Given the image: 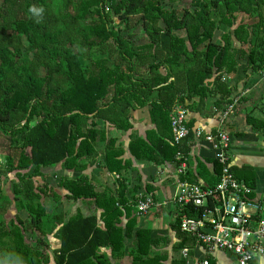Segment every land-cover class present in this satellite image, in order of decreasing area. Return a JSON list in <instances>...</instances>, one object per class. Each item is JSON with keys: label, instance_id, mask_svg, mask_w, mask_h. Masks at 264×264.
<instances>
[{"label": "trees", "instance_id": "1", "mask_svg": "<svg viewBox=\"0 0 264 264\" xmlns=\"http://www.w3.org/2000/svg\"><path fill=\"white\" fill-rule=\"evenodd\" d=\"M177 1L0 0V156L6 167L0 176L17 178L11 203L17 213L8 222L0 187V262L113 264L103 248L120 257L125 239L133 237L131 264H165L166 254L156 250L169 240L164 231L137 227V199L153 188L147 184L139 191L123 175L130 160L123 159L117 137L108 136L109 127L129 130L131 110L148 106L154 127L145 136H132L128 149L137 159L177 165V153L189 157L196 143L197 119H188L189 135L176 143L174 105L192 106L186 102L197 97L194 105L201 111L206 98L218 96L214 104L221 110L237 95L226 74H236L238 81L264 73V0H191L190 6L176 8ZM138 26L147 40L137 44L132 30ZM255 107L246 121L264 135V116L256 115ZM100 141V164L119 174L115 191L96 190L85 174L62 177L63 195L36 179L44 167L58 163L76 171L96 163ZM191 162L182 179L200 182L212 163L218 178L207 182H218L216 157ZM232 169L255 187L251 167ZM46 196L93 200L101 216L50 214ZM21 210L29 219L18 215ZM49 221L53 224L46 226ZM171 226L181 234L174 249L194 245L181 231L180 218ZM29 230L40 234L37 246L28 242ZM49 232L60 240L51 252L45 238ZM172 263L186 264V259Z\"/></svg>", "mask_w": 264, "mask_h": 264}, {"label": "crops", "instance_id": "2", "mask_svg": "<svg viewBox=\"0 0 264 264\" xmlns=\"http://www.w3.org/2000/svg\"><path fill=\"white\" fill-rule=\"evenodd\" d=\"M235 75L231 74L229 79L237 86L235 90L236 94H241L240 97H245V99L238 102L235 112L230 116L227 122V127L232 137L230 150L231 162L236 168L246 166L252 168L255 173V192L264 206V135L255 132L252 126L246 121V114L255 106V114L257 113V109L262 108L258 107L264 96V77H262V74H255L250 77H243L242 75V78L237 81L238 78L234 77ZM217 98L218 96L206 98V104L201 111H198L195 108L196 105H194L198 101L197 97L187 101L186 104H193L192 106H187L189 110L188 119H197V127H203L206 130L212 131L215 130L219 123L217 115L220 111L214 104ZM262 112L264 113V110H262ZM130 121L133 125L132 128L127 131L113 128L110 133H108V136L117 137V140L125 149L123 159L130 160L131 165L128 170L122 173L129 179L131 185H139V191L146 190L147 184H150L153 188L149 194L154 196L158 204L154 206L155 208L152 213L149 211L145 215H138L137 227H151L164 231V236H167L169 240L167 243L157 247L156 250L163 251V253L166 254L167 259L165 260V264H173V259L181 257L180 248L174 249L181 241V234H179L180 231L178 229H174L171 226V223L174 221V211L173 208L171 206L169 208L168 204L166 205L165 202L175 191V182L178 178V173L176 172L177 165L173 162L157 165L146 160L135 158L128 149L132 136H145L146 130L154 127L150 119L148 106L132 109L130 112ZM97 148L100 151L96 163L94 162L92 165L88 164L83 170L76 171L73 168H67L65 165H62V163H58L53 166L44 167L43 174L36 176V179L41 183L48 184L54 191L63 195L67 190L59 183L62 177H75L80 174H85L92 179L96 190L102 191L109 187L115 191L118 186L117 179L119 178V174L110 172L103 164H100L103 156L102 151L104 150V143L102 141L97 143ZM216 154L217 150L210 142L205 140L197 141L191 150L189 161H192V166L196 164V157H216ZM212 166V163L208 164V169L211 173H208L207 178L199 177L198 179L200 182L208 184V178H218L217 175L212 174ZM154 167L156 171L159 172L156 173V171L152 169ZM52 180H57L62 191L54 187ZM50 197L49 202L53 204V208L50 209L48 204V213L53 211L54 214H63L66 219L79 212L84 215L96 213L98 217L101 216L102 209L98 208L93 200L91 206L89 203L90 201H86L87 205L82 203L84 201L83 199L72 200L63 196L61 199L55 200L53 196ZM50 199H52V201ZM164 214L170 215L171 218H168V220L165 219ZM148 221L151 223L149 224ZM48 223L51 225L53 224L50 221ZM99 224L101 226L103 225L102 219L99 220ZM133 240V237H127L125 239L124 255L120 257L113 258L109 248H103V251H106L110 255L113 264H131L132 260L129 251L134 246ZM46 243L48 247L47 251L50 252L49 246L54 250L60 245V240L54 236V232H49L46 237ZM192 252L198 257H207L211 264H237L234 255L229 252L214 251L211 253L205 251L202 247H195ZM251 264H264V259L257 256Z\"/></svg>", "mask_w": 264, "mask_h": 264}, {"label": "built area", "instance_id": "3", "mask_svg": "<svg viewBox=\"0 0 264 264\" xmlns=\"http://www.w3.org/2000/svg\"><path fill=\"white\" fill-rule=\"evenodd\" d=\"M240 96L237 94L219 111L215 130L197 127L194 133L195 142L205 140L217 150L221 172L215 185L182 179L181 175L186 174L189 166V157L181 151L177 153L175 191L165 203L173 208V220L180 218L181 231L195 241L193 246L185 245L180 249L186 264H211L207 257L194 255L195 247L211 253L229 252L237 264H251L257 256L264 259L263 203L255 188L237 178L232 169V137L227 122L235 112ZM188 113V108L180 104L172 109L171 125L176 143L189 135ZM157 204L152 194H145L138 197L135 207L139 215H145Z\"/></svg>", "mask_w": 264, "mask_h": 264}, {"label": "rangeland", "instance_id": "4", "mask_svg": "<svg viewBox=\"0 0 264 264\" xmlns=\"http://www.w3.org/2000/svg\"><path fill=\"white\" fill-rule=\"evenodd\" d=\"M190 3H191V0H181V1H177V2H175L173 5L176 7V8H183V7H188V6H190ZM243 16V15H242ZM241 15L239 16V18L238 19H241V17H242ZM122 31L124 32V33H126V31L125 30H123L122 29ZM133 32H134V34H133V38L135 39V41H136V43L138 44V43H143V42H145L146 40H147V37H146V35H145V33L143 32V30H142V28L140 27V26H138L137 28L135 27V28H133V30H132ZM218 35V34H217ZM25 43L27 44V41H25ZM41 72L43 73V74H45V72H46V70L45 69H42L41 70ZM230 75L231 74H229V75H225V79L226 80H229L230 81ZM231 82V81H230ZM262 107V108H261ZM264 96H263V98H262V100H261V104L259 105V108H261L262 110H264ZM261 109H257V113H256V115H259V116H264V113L262 112V110ZM102 125V124H101ZM109 127V126H108ZM111 129H113V127H109V133H110V131H111ZM83 160V163H88V162H86V160L84 159V158H81V161ZM63 165V164H62ZM6 169V167H5V156L3 155V154H1V156H0V170H5ZM151 169V168H150ZM149 169V170H150ZM153 170H155L156 171V168L154 167V168H152ZM157 172H159V171H156V173ZM155 173V172H154ZM17 181V178L15 177V175L13 174V173H9L8 174V176H0V187L2 188V192H3V194H2V206L4 207V205H5V209H4V212H3V214H4V216H5V218H6V221L8 222L9 220H10V218L11 217H13V216H15V214L17 213V211L15 210V206H13V204H11L12 203V198H13V184H14V182H16ZM52 184L54 185V187L55 188H57V189H59L60 191H62L61 190V188L59 187V183H57V180H52ZM49 198H51L50 196H46L45 198H44V200H45V202H46V205H48L49 204V207H50V209H52L53 208V204L52 203H50L49 202ZM10 199H11V202H10ZM51 201H52V199H50ZM84 201L82 202V203H84L85 205H87V202H89L90 201V199H83ZM87 201V202H86ZM90 203V202H89ZM15 205V204H14ZM90 205L92 206V204L90 203ZM48 208V207H47ZM154 208L155 207H152L151 208V210H150V212L152 213L153 212V210H154ZM169 208H170V206H169ZM49 213H51V214H54L53 213V211L52 212H49ZM18 215L22 218L23 217V219H25V220H27V219H29L28 217V214H27V212L25 211V210H21L19 213H18ZM151 215V214H150ZM150 218H152V217H150ZM164 218L165 219H167L168 220V218H171V216L170 215H168V214H164ZM148 223L150 224L151 222L150 221H148ZM50 224L49 223H47L46 224V226H49ZM40 236V234H39V232H36V231H33V230H29V232L27 233V237H28V242L29 243H31L32 245H34V246H37V244H36V240H37V238ZM46 238V237H45ZM50 245V244H49ZM41 247H42V245H41ZM48 249V248H47ZM49 250H50V252H51V250H53L50 246H49ZM0 264H7V263H5V262H0Z\"/></svg>", "mask_w": 264, "mask_h": 264}]
</instances>
